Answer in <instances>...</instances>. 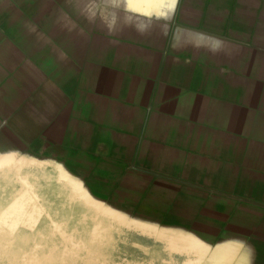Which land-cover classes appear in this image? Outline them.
I'll return each mask as SVG.
<instances>
[{
	"label": "crops",
	"instance_id": "crops-1",
	"mask_svg": "<svg viewBox=\"0 0 264 264\" xmlns=\"http://www.w3.org/2000/svg\"><path fill=\"white\" fill-rule=\"evenodd\" d=\"M255 1L0 0V170L52 158L81 172L97 153L84 126L147 139L156 154H177L154 176L186 201L201 194L218 264H264V27ZM71 19L73 42L54 40Z\"/></svg>",
	"mask_w": 264,
	"mask_h": 264
},
{
	"label": "rangeland",
	"instance_id": "rangeland-1",
	"mask_svg": "<svg viewBox=\"0 0 264 264\" xmlns=\"http://www.w3.org/2000/svg\"><path fill=\"white\" fill-rule=\"evenodd\" d=\"M255 3L264 27V0ZM234 19L227 12L226 26ZM72 28L66 20L51 36L73 42ZM84 127L86 147L97 153H87L81 172L52 158L0 170V264H218V243L203 236L201 194L186 201L154 176L177 154Z\"/></svg>",
	"mask_w": 264,
	"mask_h": 264
}]
</instances>
